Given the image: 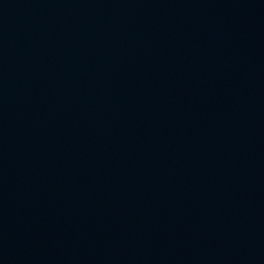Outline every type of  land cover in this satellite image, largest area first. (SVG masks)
<instances>
[{"label":"water","instance_id":"obj_1","mask_svg":"<svg viewBox=\"0 0 264 264\" xmlns=\"http://www.w3.org/2000/svg\"><path fill=\"white\" fill-rule=\"evenodd\" d=\"M0 264H264V0H0Z\"/></svg>","mask_w":264,"mask_h":264}]
</instances>
